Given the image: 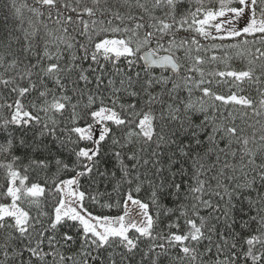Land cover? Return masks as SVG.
Segmentation results:
<instances>
[{
	"label": "snow or ice",
	"instance_id": "6c2138e0",
	"mask_svg": "<svg viewBox=\"0 0 264 264\" xmlns=\"http://www.w3.org/2000/svg\"><path fill=\"white\" fill-rule=\"evenodd\" d=\"M6 8L0 264H264V0Z\"/></svg>",
	"mask_w": 264,
	"mask_h": 264
},
{
	"label": "trees",
	"instance_id": "16d2710c",
	"mask_svg": "<svg viewBox=\"0 0 264 264\" xmlns=\"http://www.w3.org/2000/svg\"><path fill=\"white\" fill-rule=\"evenodd\" d=\"M29 2H31V0H29ZM9 3H10V0H0V19H2L4 15L9 14L8 9L6 8V5ZM233 66L239 67L240 66L239 60L234 61ZM111 214L115 215L116 212L113 211Z\"/></svg>",
	"mask_w": 264,
	"mask_h": 264
}]
</instances>
